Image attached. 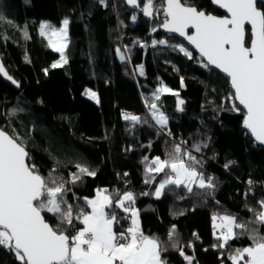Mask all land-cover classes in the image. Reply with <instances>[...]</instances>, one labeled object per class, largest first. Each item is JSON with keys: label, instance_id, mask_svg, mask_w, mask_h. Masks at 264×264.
Listing matches in <instances>:
<instances>
[{"label": "trees", "instance_id": "16d2710c", "mask_svg": "<svg viewBox=\"0 0 264 264\" xmlns=\"http://www.w3.org/2000/svg\"><path fill=\"white\" fill-rule=\"evenodd\" d=\"M191 2L207 12L224 14L210 0ZM64 19L69 20L67 63L52 68L60 53L40 35L39 25L46 21L57 27ZM162 20V12L145 17L122 0H0V55L20 85L17 89L0 77V127L10 133L15 130L42 175L51 171L68 180L70 173L77 172V164L96 172L68 185L71 191L66 199L73 204L85 207L82 198L94 197L97 189H107L114 196L133 191L141 228L168 248L162 253L167 264H188L171 246L173 225V239L194 257L192 264H231L221 253L251 241L245 234L229 241V248L214 247L219 241L212 217L231 214L264 234V225L251 224L255 214L250 211H259L258 201L264 200V145L243 128V110H230L227 77L203 68L194 51L166 36L159 27ZM160 39L183 44L197 59L190 60L167 45H152ZM161 86L179 94L161 93L157 103L169 120L163 130L145 107V98ZM87 88L95 91L98 103L85 95ZM178 98L184 101L181 113L176 108ZM12 109L23 111L8 115ZM125 113L147 118L148 123L133 125L123 118ZM179 139L202 161L198 170L206 179L213 178L215 188L194 186L189 194L169 186L156 198L164 174L145 183L144 157L165 158ZM195 144L201 145L199 152ZM249 180L257 192L249 190ZM47 218L56 223L51 214ZM129 222L121 219L117 230L127 228ZM0 264L19 262L0 248Z\"/></svg>", "mask_w": 264, "mask_h": 264}, {"label": "snow or ice", "instance_id": "6c2138e0", "mask_svg": "<svg viewBox=\"0 0 264 264\" xmlns=\"http://www.w3.org/2000/svg\"><path fill=\"white\" fill-rule=\"evenodd\" d=\"M210 2L224 10L225 14L214 15L198 8L191 0H143L142 7L141 0H127V4L140 8L145 17L152 18L162 12L163 20L159 27L186 40L198 53L203 68L217 69L227 77L230 91L226 99L231 103L230 110H243V128L255 141L264 144V0ZM132 20L135 21L136 16ZM68 25V19L63 20L60 28L48 23L40 24V35L46 37L49 46L60 53V61L53 63L52 68L67 63L64 50L67 47ZM152 31L156 32L157 28ZM24 35L28 37L26 29ZM157 44L178 49L190 60L197 59L183 44L170 45L167 39L152 41L153 46ZM117 52L120 53V49ZM44 71L47 73L48 69ZM0 74L19 87L2 63ZM140 74L144 75L142 65ZM161 93L177 97L179 94L161 86L151 97L145 98L150 118L163 130L169 120L157 103ZM85 95L99 102L95 92L86 90ZM183 104L184 101L178 99L179 111L184 110ZM17 111L23 109H12L8 115L14 116ZM123 118L133 125L148 123L147 118L128 113ZM167 135L171 136V132ZM193 148L199 152L201 145L195 144ZM144 162L148 174L145 183H151L156 176L164 174L155 189L156 198L169 186L183 188L189 194L194 186L199 189L215 188L213 178L206 179L203 171L198 170V166L203 167L202 161L191 151L182 149L180 144H174L165 158L155 156L149 160L146 156ZM76 168L77 172L70 173L68 180L54 176L51 171L47 176L42 175L31 162L30 153L15 130L10 133L0 127V248L12 254L19 264H167L162 259V253L168 248L158 237L146 235L142 230L132 192L114 196L107 189H97L94 197L82 198L85 207L66 199L71 191L69 184L82 181L84 176L96 175L87 166L77 164ZM248 183L251 185L253 181ZM258 203L259 211L250 209L255 214L251 224L264 225V200ZM117 210L125 215L119 216ZM48 214L56 223L48 222ZM121 219L130 220V225L117 231ZM212 220L214 230H219V234L214 231L219 241L214 247L229 248V241L245 234L251 241L248 246L231 249L227 254L221 253L222 258L226 255L231 264H264V234L258 228L250 226L249 222H238L236 216L229 214L213 215ZM77 223L82 227L78 228ZM237 229L240 231L237 232ZM174 235L175 225L169 231L171 246L188 264H192L194 257L186 255L178 247Z\"/></svg>", "mask_w": 264, "mask_h": 264}, {"label": "water", "instance_id": "95a60500", "mask_svg": "<svg viewBox=\"0 0 264 264\" xmlns=\"http://www.w3.org/2000/svg\"><path fill=\"white\" fill-rule=\"evenodd\" d=\"M124 3H125V5L130 9V10H132V11H137L138 12V14H143L141 11H140V8H136V7H133V6H131V5H129V4H127V0H122ZM141 7H142V5H141ZM214 7H216L217 9H219V7L218 6H215L214 5ZM219 10H221L223 13H224V10H222V9H219ZM213 14V13H212ZM225 14V13H224ZM223 14V15H224ZM214 15H216V14H214ZM218 16H222V15H218ZM162 17H163V14H162ZM160 30L166 35V36H168V37H175V38H177V39H179V40H181L186 46H188L192 51H194L197 55H198V53L196 52V50L191 46V45H188V43H187V41L186 40H184L183 38H181V37H179L177 34H172V33H168V32H166L164 29H162V28H160ZM191 31V30H190ZM0 63H2L3 65H4V62H3V60H2V58H1V55H0ZM4 68H5V70L8 72V70H7V68H6V66L4 65ZM213 70H216V71H218V72H220L219 70H217V69H213ZM221 73V72H220ZM8 74L10 75V73L8 72ZM221 74H223V73H221ZM224 75V74H223ZM225 76V75H224ZM0 77H2L8 84H10L11 86H13V87H15V88H17V89H19L20 88V85H19V87H17L16 85H14V84H12V82L11 81H9L6 77H4L2 74H0ZM14 79V78H13ZM178 99H181V98H178ZM183 100V99H182ZM177 102H178V100H177ZM183 107V106H182ZM176 108H177V111L178 112H183V111H179L178 110V107H177V105H176ZM241 108H242V106H241ZM246 130V129H245ZM247 131V130H246ZM250 134V133H249ZM253 138V137H252ZM254 139V138H253ZM255 140V139H254ZM256 143H258V144H260L259 142H257V141H255ZM260 145H264V144H260Z\"/></svg>", "mask_w": 264, "mask_h": 264}, {"label": "rangeland", "instance_id": "374dc122", "mask_svg": "<svg viewBox=\"0 0 264 264\" xmlns=\"http://www.w3.org/2000/svg\"><path fill=\"white\" fill-rule=\"evenodd\" d=\"M41 23H48V22H46V21H42ZM40 23V24H41ZM63 26V21L61 22V25L60 26H57L56 28H60V27H62ZM39 31H40V25H39ZM68 43H69V25H68V36H67V46H68ZM67 48V47H66ZM66 48H65V50H66ZM52 49H54L53 47H52ZM65 50H64V54H65ZM65 57H66V54H65ZM66 59H67V57H66ZM63 64H65V63H63ZM86 90H90V91H92V92H95V91H93L92 89H90V88H87ZM97 96V95H96ZM90 97V96H89ZM93 100H95V99H93ZM96 101V100H95ZM130 192H132L134 195H135V193L133 192V191H130ZM136 209H138L136 206H134ZM225 215V214H224ZM229 215H231V214H229ZM139 219H140V215H139ZM217 223H219V222H217ZM213 231H216L217 232V234H219V230H214L213 229Z\"/></svg>", "mask_w": 264, "mask_h": 264}, {"label": "built area", "instance_id": "2783aa9c", "mask_svg": "<svg viewBox=\"0 0 264 264\" xmlns=\"http://www.w3.org/2000/svg\"><path fill=\"white\" fill-rule=\"evenodd\" d=\"M175 142H176V144H180L182 149H186V150L190 151V149L188 148V146H186L185 143H183V140H182V139L175 140ZM156 156H158V155H156ZM154 157H155V156H154ZM161 158H162V157H161ZM248 188H249V190L252 191V192H253V191H254V192H257V189H256L254 186L250 185L249 183H248ZM127 221H129V220H127ZM218 222H219V220H218ZM117 231H118V230H117Z\"/></svg>", "mask_w": 264, "mask_h": 264}, {"label": "crops", "instance_id": "0c3cea01", "mask_svg": "<svg viewBox=\"0 0 264 264\" xmlns=\"http://www.w3.org/2000/svg\"><path fill=\"white\" fill-rule=\"evenodd\" d=\"M139 221H140V225H141V220L139 219ZM217 222H218V220H217ZM129 225H130V222H129L128 226H129ZM128 226H127V227H128Z\"/></svg>", "mask_w": 264, "mask_h": 264}]
</instances>
